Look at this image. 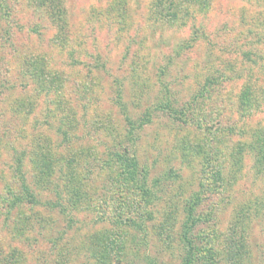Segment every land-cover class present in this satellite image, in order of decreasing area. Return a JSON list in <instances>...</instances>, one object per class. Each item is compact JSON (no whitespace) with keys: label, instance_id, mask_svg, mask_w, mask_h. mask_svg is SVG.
Returning <instances> with one entry per match:
<instances>
[{"label":"rangeland","instance_id":"1","mask_svg":"<svg viewBox=\"0 0 264 264\" xmlns=\"http://www.w3.org/2000/svg\"><path fill=\"white\" fill-rule=\"evenodd\" d=\"M41 3L0 0V264H264V0Z\"/></svg>","mask_w":264,"mask_h":264},{"label":"trees","instance_id":"2","mask_svg":"<svg viewBox=\"0 0 264 264\" xmlns=\"http://www.w3.org/2000/svg\"><path fill=\"white\" fill-rule=\"evenodd\" d=\"M41 5H50V7H52V9L55 11L56 9H59V4H58V0H44V3H41ZM189 219L192 221V214H191V209L189 212ZM193 225L196 224V222L192 223ZM192 225V226H193ZM192 227H188L187 231H189ZM187 242L190 244V254L189 257L187 259L186 264H193V260L195 258V255L198 251V248L196 246H193V243H191L190 241L187 240ZM114 255H117L118 253H113ZM99 263V262H98ZM100 264V263H99ZM114 264H123L122 260L117 258L116 261L114 262Z\"/></svg>","mask_w":264,"mask_h":264}]
</instances>
